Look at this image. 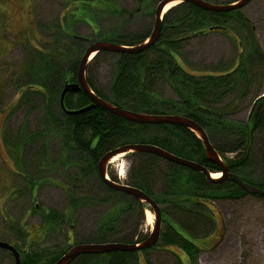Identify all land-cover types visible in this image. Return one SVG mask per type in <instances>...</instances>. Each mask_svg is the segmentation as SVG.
I'll use <instances>...</instances> for the list:
<instances>
[{"label":"trees","instance_id":"1","mask_svg":"<svg viewBox=\"0 0 264 264\" xmlns=\"http://www.w3.org/2000/svg\"><path fill=\"white\" fill-rule=\"evenodd\" d=\"M212 1L215 4H226L237 0ZM93 3L97 4V1ZM98 4L93 8L99 10ZM89 13L91 14L92 11ZM162 17L159 41L142 54L98 52L86 67L87 85L96 96L119 108L142 114L180 115L191 119L201 126L218 155L236 153L244 149L246 136L250 135V130H258L261 124L260 120L253 118L258 102H255L250 117L253 121L249 118L242 124L229 119L231 112L228 111V106L216 108V105L230 93L235 91L241 93L255 78L257 79V66L262 64L264 57L254 35V26L240 10L214 14L204 12L186 2L172 7ZM227 28L233 29L234 33L247 32L248 35L245 42L240 41L243 51L239 53V63L234 70L219 75H195L182 66L180 52L187 39ZM57 30L56 39L60 40L62 45L65 43L66 49L56 47L53 50L26 52L23 70L18 75L20 80H26L27 83L26 89H20L22 92L20 98L24 100L31 95L42 102L44 109L42 131L25 134L21 128L15 137L9 134L4 139L11 149L10 152L15 156V151L21 156L25 148L37 143L38 139H42L43 142L58 140L60 147L53 161L55 166L68 169L75 167L77 171L75 173L79 174L81 180L93 176L96 178L98 183L96 190L99 189L103 197L99 201L106 203L108 207L98 220L95 234L90 239L75 244L107 242L139 244L146 235L138 234L136 226L131 225L127 220L128 216L135 212L141 213V210L148 206L127 193L110 189L100 180L97 164L104 154L126 144H149L160 147L176 157L194 161L206 167L210 173L218 172L219 169L207 160L197 136L182 126L133 124L99 107L78 115L68 116L63 113L59 107L62 86L67 82L76 81L78 63L88 44L94 41L88 39L84 42L74 35H64L60 23L57 24ZM150 33L151 30L148 29L128 36L105 35L98 40L131 47L143 43ZM101 64L111 65L112 69L110 87L107 90L97 85L90 73L91 66L99 67ZM165 84L175 94V99L163 98L158 92L157 86ZM89 104V97L82 91L69 93L64 100V107L67 110H79ZM129 156L132 163L126 183L144 192L158 206L165 205V208L161 209V220L168 226L165 232L160 233V240L169 252L172 247L179 248L187 255L189 264L195 253L200 251L199 246L191 242V239H197L193 234L195 228L203 222V219L210 221L212 218V210L208 203L213 199L235 200L248 195L229 179L211 184L202 173L177 166L147 152L129 153ZM43 160L39 158V162L43 163ZM248 161V156H244L242 161L224 159L230 173L240 176L244 182L253 187L264 190V179L252 180L243 175L244 169L249 166ZM71 179L74 182L79 181L75 176ZM110 180L115 181L112 176ZM29 186L36 188L34 182ZM65 193L72 199L69 200L68 205H72L73 211L76 206L73 203L78 202L79 198H72L76 195L75 190L69 191L65 188ZM94 193L96 196L93 198L90 194L85 195L84 198L98 199L97 192ZM254 197L264 198L257 195ZM185 217L198 218L193 223H189L186 222ZM41 218L42 226L45 228L66 221V225H69L71 219L65 213L58 215L53 211L42 213ZM157 246L156 244L150 249ZM69 247L71 245L60 254L43 257L38 252L14 246L20 253L21 264H53ZM150 249L140 252L85 254L76 257L70 264H142V255ZM177 257L182 264L179 255ZM143 261L149 264L145 257Z\"/></svg>","mask_w":264,"mask_h":264},{"label":"rangeland","instance_id":"2","mask_svg":"<svg viewBox=\"0 0 264 264\" xmlns=\"http://www.w3.org/2000/svg\"><path fill=\"white\" fill-rule=\"evenodd\" d=\"M96 1L99 10L93 8L97 5L93 3ZM161 1L0 0V241L38 252L43 257L57 255L68 245L90 239L108 207L99 201L103 197L100 190H96L98 183L94 176L81 180L75 173V167L55 166L53 161L60 141L52 139L43 142L38 139L37 143L25 148L21 156L16 151V156L8 151L11 149L3 138L9 134L15 137L21 128L25 134L42 131V102L31 95L24 100L20 98L21 90L27 86L26 80L18 78L26 52L53 50L56 47L66 49L65 43L62 45L56 39L58 23L64 35L94 42L105 35L128 36L148 29L152 31L155 6ZM240 12L254 26V35L264 57V0H250ZM246 36L247 32L234 33L233 29L227 28L190 37L181 48V64L195 75L228 73L239 63L238 56L243 51L240 41L245 42ZM257 67V79L241 93H230L216 105V108L228 106L231 112L229 119L242 124L249 119L250 109L258 102L253 115L254 119L261 121L258 130H250L244 149L219 155L223 162L224 159L242 161L244 156H248L249 166L244 169L243 175L252 180L264 179V59ZM90 73L97 85L106 90L110 87L111 65H93ZM157 90L163 98H176L167 84L157 86ZM253 118H250L251 121ZM39 158L44 162H39ZM131 163L129 154L120 155L114 164L107 166L108 177L126 184ZM118 164L124 167V179H119ZM74 176L79 181L74 182L71 179ZM31 182L36 185L35 189L30 188ZM65 188L75 190L76 195L72 198H79L73 203L76 205L73 211L72 205H68L72 199L66 195ZM94 192H97L98 199L84 198L87 194L93 198L96 196ZM208 206L212 210V218L210 221L203 219L195 228L193 234L197 239H191V242L197 244L200 251L195 253L190 264H264V198L248 194L235 200L213 199ZM159 207L163 209L165 205ZM51 211L70 216L69 225L66 221L50 228L43 227L41 214ZM147 212L153 215L154 221V213L149 206L141 213L131 214L127 220L136 226L137 233L142 236L153 227V223H147ZM197 218L185 217V220L193 223ZM161 223L160 233L165 232L168 226L163 220ZM160 238L156 248L142 255V264H145L144 257L149 264H180L178 255L182 264H189L187 255L176 246L170 249L171 252L167 251ZM14 263L12 255L0 249V264Z\"/></svg>","mask_w":264,"mask_h":264},{"label":"water","instance_id":"3","mask_svg":"<svg viewBox=\"0 0 264 264\" xmlns=\"http://www.w3.org/2000/svg\"><path fill=\"white\" fill-rule=\"evenodd\" d=\"M172 1H179V3H189L191 5H195L196 7L200 8L204 12H210V13H227V12H233L237 10H241L244 7L250 3V0H237L236 2L232 3H226V4H212L209 2H204L202 0H162L160 3H158L154 10V23L152 26V31L148 38L145 39L143 43L136 46H123L118 45L113 42H106L98 40L96 42L88 44L86 50L84 51V55L81 57L79 61V65L76 72V81L75 82H67L62 87V90L59 95V107L65 113L66 115H78L79 113L90 111V109H93L95 107H99L110 113L111 115H114L116 117L121 118L122 120L129 121L131 123L139 124V125H173V126H182L189 129L194 135L197 136V138L201 141V144L204 148V155L206 156L207 160L212 164L216 165L218 167L219 171L217 173H221L220 178L215 179L211 178L212 173H210L206 167L199 165L198 163L194 161H189L186 159H183L181 157H176L170 152H166L165 150L161 149L160 147H155L149 144H126L124 146H120L117 148H114L112 151L107 152L103 155L102 158H100L98 164H97V172L99 175V178L102 182L106 184L107 187H109L112 190H117L123 193H127L131 195L134 199L139 200L142 203H145L147 206L150 207L152 213H154V221H153V227L150 230V232L147 234V236L139 242V244L134 243H113V242H107V243H96V244H74L68 250L62 255L60 258L57 259L56 262L53 264H70L74 261V259L78 256L90 254V255H96V254H107L109 252H140L143 250H148L151 247L156 246L159 238H160V228H161V209L157 205L156 202H154L149 196H147L144 192L140 191L139 189H135L131 187L130 185L123 184L121 182H114L111 181L108 177L106 168L109 165L110 161L114 156L119 154H129V153H150L152 155L158 156L159 158H162L166 161H169L177 166H182L184 168H187L189 170L202 173L204 177L207 179V181L211 184L213 183H221L227 179H229L233 184H236L237 187L241 188L244 192H247L250 195L254 196H261L264 197V190L258 187H253L252 185L244 182L242 178L236 174H232L228 170V166L221 160V156L218 155L216 150L212 145H210L208 136L205 134L204 130L201 128L200 125L196 124L191 119H187L180 115H151V114H142L137 112H132L130 110H127L125 108H119L117 106H113L112 104H109L102 98H99L96 96L93 91L90 89L89 85H87L86 82V75L85 70L88 65V62L96 55L98 52H106V53H126L129 55H138L142 54L143 51L146 49L152 47L154 44H156L159 41V37L162 31L161 24L163 20V10L165 6ZM80 40H83L84 42H87V39L81 38L76 36ZM78 91H82L86 96L90 99V104L87 107L79 108V110H67L64 107V100L65 96L69 93H78ZM264 96V95H263ZM261 96V97H263ZM260 97V98H261ZM255 105V103H254ZM253 107L250 109L249 118L253 114ZM216 173V172H214ZM0 249L4 250L5 252H8L12 255L14 264H21L20 262V253L14 248L13 245L10 243H6L3 241H0Z\"/></svg>","mask_w":264,"mask_h":264},{"label":"bare ground","instance_id":"4","mask_svg":"<svg viewBox=\"0 0 264 264\" xmlns=\"http://www.w3.org/2000/svg\"><path fill=\"white\" fill-rule=\"evenodd\" d=\"M179 3V1H172L171 3L167 4L163 10V13H165L166 11L170 10L173 6L177 5ZM120 155L122 156V154L116 155L114 156V158L111 159L110 164H114V162L118 159V157H120ZM117 171H118V175H119V179H124L125 177V170L124 167L121 164L117 165ZM211 178H215L218 179L220 178V173H212ZM148 213V217H147V223H153V218H152V214Z\"/></svg>","mask_w":264,"mask_h":264},{"label":"flooded vegetation","instance_id":"5","mask_svg":"<svg viewBox=\"0 0 264 264\" xmlns=\"http://www.w3.org/2000/svg\"><path fill=\"white\" fill-rule=\"evenodd\" d=\"M202 1H204V2L206 1V2H209V3L215 4L212 0H202ZM4 138H5V137H4ZM4 138H3V139H4ZM6 146H7V144H6ZM8 149H9V148H8ZM8 151H10V150H8ZM115 181H116V180H115ZM115 181H114V182H115ZM116 182H117V181H116ZM13 195H14V194H12L11 196H13ZM146 236H147V235H146Z\"/></svg>","mask_w":264,"mask_h":264}]
</instances>
